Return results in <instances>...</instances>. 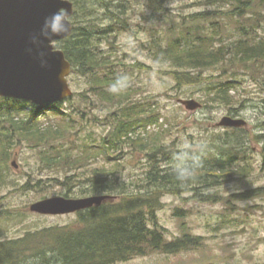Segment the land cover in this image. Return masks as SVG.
<instances>
[{
	"label": "trees",
	"instance_id": "1",
	"mask_svg": "<svg viewBox=\"0 0 264 264\" xmlns=\"http://www.w3.org/2000/svg\"><path fill=\"white\" fill-rule=\"evenodd\" d=\"M69 1L73 5L72 32L67 39L57 42L56 48L70 64L71 74L90 80V91L95 96L119 105L115 113L109 115L113 120L109 123L111 129L107 135L99 137L98 144L82 140L77 145L75 139L68 140L75 130L72 115L62 113L63 105L71 103L72 98L43 108L0 98V187L7 179L8 162L16 148L27 145L38 151L39 162L45 170L65 176L64 186L73 187L69 182L77 179L74 188L83 185L79 189L81 194L108 196L109 199L99 207L78 212L70 228L46 229L0 244V264L25 261L29 259L26 258L28 253H32V258L42 259V263L51 255L55 264H116L152 254L175 256L203 248L202 237L189 233L183 232L172 240L166 238L157 219L162 198L190 192L191 200L197 203L216 204L223 199L205 191L229 183L236 176H244L253 167L249 163L236 164L243 159L238 147H217L208 156L201 152L195 156L186 152L173 156L156 138L137 134L139 129L157 124L159 117L142 102L129 101L131 89H116L123 76L114 70L112 53L100 49L102 43L112 46L122 33L136 37L131 13H128L130 1ZM143 1L154 13L166 11L167 0ZM218 1L225 2L228 10L197 13L188 17V21L183 18L174 30L171 28L173 32L154 39L150 48L154 59L170 66L169 75L176 89L204 87L211 101L230 106L229 93L238 84L237 76L261 73L256 79H264V37L257 34L264 29V0ZM99 12H103L106 21L99 19ZM216 18L234 28L236 37L228 45L216 38L221 29L227 28ZM212 69L218 70L216 75L206 76L204 72ZM112 87L114 89H108ZM73 96L88 99L85 94ZM49 112L63 118L44 126L41 118L49 117ZM79 113L84 117L82 110ZM233 113L236 115V111ZM262 128L264 130V124ZM260 138L264 139V134ZM129 148L147 158L145 177L135 186L125 182L118 170L122 155ZM101 159L109 165L88 169L90 162ZM161 160L169 165L162 167ZM182 160L191 164L193 170L190 175L179 177L176 165ZM261 168L264 170V158ZM70 173L73 175L67 176ZM263 195L264 188L250 190L223 202L230 204L232 199L247 202ZM174 214L180 217V210H175Z\"/></svg>",
	"mask_w": 264,
	"mask_h": 264
},
{
	"label": "rangeland",
	"instance_id": "2",
	"mask_svg": "<svg viewBox=\"0 0 264 264\" xmlns=\"http://www.w3.org/2000/svg\"><path fill=\"white\" fill-rule=\"evenodd\" d=\"M129 1L128 13H131L136 37L122 33L112 46L102 43L100 49L112 53L114 70L124 77L116 89H131L129 101L142 102L145 108L155 110L159 117L157 124L141 128L137 134L156 138L173 156L184 152L194 156L201 152L208 156L217 147H238L243 159L236 164L249 163L253 170L244 176H236L229 183L206 190L205 193H213L223 199L216 204L197 203L191 200L190 192L162 198V209L157 213V219L166 238L172 240L183 232L189 233L202 237L203 248L175 256L152 254L116 264H264V195L247 202L235 199L230 204L223 202L232 195L264 188V170L261 168L264 139L260 138L264 134V79H256L261 73L237 76L238 84L229 93L232 104L223 106L211 101L209 91L204 87L181 86L176 89V83L169 75L172 71L170 66L154 59L150 48L154 39L163 38L183 18L188 21V17L197 13L225 12L229 6L218 0H167L164 5L166 11L154 13L143 0ZM98 17L102 22L106 21L103 12H99ZM216 19L222 26H227L219 31L216 38L228 45L236 37L234 28L221 18ZM257 34L264 37V29ZM217 72L212 69L204 73L208 76ZM68 84L73 94H85L88 98L72 96L71 103L63 105L62 113L72 115L75 129L68 140L75 139L74 144L77 145L82 140L98 144L99 137L109 133V123L113 121L109 115L115 113L119 105L95 96L90 91V80L79 74L70 73ZM189 100L198 103L200 108L186 110L181 102ZM80 110L85 113L84 117L79 115ZM224 117L242 119L246 125L241 128L219 127ZM62 118L49 112V117L41 118V123L47 126ZM151 139H148L149 143ZM122 157L118 169L121 177L133 186L139 184L145 177L147 158L136 153L134 148L126 149ZM160 163L162 167L169 165L162 160ZM8 164L7 179L0 187V244L19 240L29 233L70 228L75 224L77 214L44 216L30 212L29 208L38 201L54 197H87L80 193L83 185L74 188L77 179L69 182L73 187L64 186L65 176L45 170L39 162L38 151L27 145L18 146ZM102 165L109 164L101 159L96 163L90 162L88 169H100ZM177 209L180 217L174 216ZM30 254L26 256L29 259L15 264H55L51 255L42 263V259L32 258Z\"/></svg>",
	"mask_w": 264,
	"mask_h": 264
},
{
	"label": "water",
	"instance_id": "3",
	"mask_svg": "<svg viewBox=\"0 0 264 264\" xmlns=\"http://www.w3.org/2000/svg\"><path fill=\"white\" fill-rule=\"evenodd\" d=\"M59 8L67 9L72 17L73 5L69 0H0V98L43 108L73 96L68 84L71 66L55 46L71 35V22L68 31L61 36L50 40L39 37L45 17ZM32 36L38 38V43L32 42ZM181 103L188 111L200 108L193 100ZM245 125L244 120L231 117L222 118L218 124L223 128ZM108 199V196L54 197L32 204L29 210L38 215L63 216L99 207Z\"/></svg>",
	"mask_w": 264,
	"mask_h": 264
},
{
	"label": "clouds",
	"instance_id": "4",
	"mask_svg": "<svg viewBox=\"0 0 264 264\" xmlns=\"http://www.w3.org/2000/svg\"><path fill=\"white\" fill-rule=\"evenodd\" d=\"M70 27V14L67 9L59 8L50 16L45 17L39 31V37L43 40H50L52 37L61 36L68 31ZM33 43H38L36 36L31 37ZM43 63V60H42ZM124 79V77H121ZM198 160V157H197ZM193 166L186 160L177 163L176 172L179 177L190 175Z\"/></svg>",
	"mask_w": 264,
	"mask_h": 264
}]
</instances>
